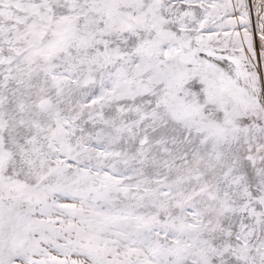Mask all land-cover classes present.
Returning a JSON list of instances; mask_svg holds the SVG:
<instances>
[{
    "label": "snow or ice",
    "instance_id": "obj_1",
    "mask_svg": "<svg viewBox=\"0 0 264 264\" xmlns=\"http://www.w3.org/2000/svg\"><path fill=\"white\" fill-rule=\"evenodd\" d=\"M0 264H264V0H0Z\"/></svg>",
    "mask_w": 264,
    "mask_h": 264
}]
</instances>
